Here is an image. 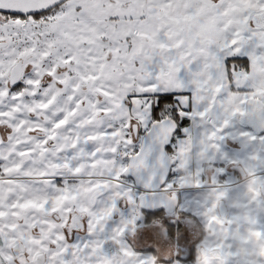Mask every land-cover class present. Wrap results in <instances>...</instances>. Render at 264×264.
Here are the masks:
<instances>
[{
  "label": "snow or ice",
  "instance_id": "obj_1",
  "mask_svg": "<svg viewBox=\"0 0 264 264\" xmlns=\"http://www.w3.org/2000/svg\"><path fill=\"white\" fill-rule=\"evenodd\" d=\"M237 121L264 132V0H0V264H149L143 211Z\"/></svg>",
  "mask_w": 264,
  "mask_h": 264
},
{
  "label": "flooded vegetation",
  "instance_id": "obj_2",
  "mask_svg": "<svg viewBox=\"0 0 264 264\" xmlns=\"http://www.w3.org/2000/svg\"><path fill=\"white\" fill-rule=\"evenodd\" d=\"M238 122L237 128L226 131L219 164L209 162L206 155L200 160L199 175H193L195 165L186 167L183 182L160 193L169 211H143L128 242L149 264H264V153L257 152L258 142L241 136L248 132L262 137L264 132ZM179 175L171 170L169 179ZM193 183L199 186H188ZM106 251L113 254L118 247L110 243ZM131 252L104 264H128L134 259Z\"/></svg>",
  "mask_w": 264,
  "mask_h": 264
},
{
  "label": "rangeland",
  "instance_id": "obj_3",
  "mask_svg": "<svg viewBox=\"0 0 264 264\" xmlns=\"http://www.w3.org/2000/svg\"><path fill=\"white\" fill-rule=\"evenodd\" d=\"M238 123H239L238 121L237 122H234L233 127L229 128L228 130H231L233 128H237L238 127ZM226 134L227 133H225V135ZM261 138H264V135ZM222 142H224V140L219 142V148H220V152L219 153H216V152L210 150L211 154L210 155H207L209 162H211V163H218L219 164L222 161V157L224 156V154L222 152L224 148H221V146L223 145ZM123 213H124L125 218H128L130 216V214H131V210L127 209V210L123 211ZM117 225H118V222H115V220H114L110 224V228L111 227H115ZM142 244H145V243H142Z\"/></svg>",
  "mask_w": 264,
  "mask_h": 264
},
{
  "label": "water",
  "instance_id": "obj_4",
  "mask_svg": "<svg viewBox=\"0 0 264 264\" xmlns=\"http://www.w3.org/2000/svg\"><path fill=\"white\" fill-rule=\"evenodd\" d=\"M134 180V179H133Z\"/></svg>",
  "mask_w": 264,
  "mask_h": 264
}]
</instances>
